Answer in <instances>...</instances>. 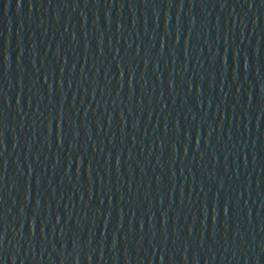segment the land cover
<instances>
[{
    "label": "water",
    "instance_id": "1",
    "mask_svg": "<svg viewBox=\"0 0 264 264\" xmlns=\"http://www.w3.org/2000/svg\"><path fill=\"white\" fill-rule=\"evenodd\" d=\"M0 264H264V0H0Z\"/></svg>",
    "mask_w": 264,
    "mask_h": 264
}]
</instances>
